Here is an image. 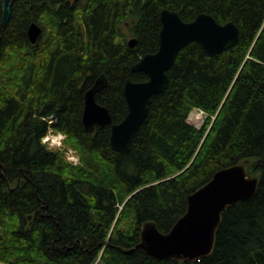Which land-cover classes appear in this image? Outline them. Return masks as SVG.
<instances>
[{
  "label": "trees",
  "instance_id": "16d2710c",
  "mask_svg": "<svg viewBox=\"0 0 264 264\" xmlns=\"http://www.w3.org/2000/svg\"><path fill=\"white\" fill-rule=\"evenodd\" d=\"M2 4L0 264H264V0H191L179 10L172 0H15L7 25ZM166 8L186 22L201 13L234 22L240 40L218 55L185 46L130 151L117 152L111 125L85 129V93L106 75L96 100L113 123L124 120V85L148 79L131 69L158 51ZM32 23L43 30L36 44ZM196 108L208 115L200 127L189 121ZM50 130L65 136L80 165L43 143ZM245 161L257 191L222 213L209 256L124 253L141 242L146 222L168 233L190 195Z\"/></svg>",
  "mask_w": 264,
  "mask_h": 264
},
{
  "label": "water",
  "instance_id": "95a60500",
  "mask_svg": "<svg viewBox=\"0 0 264 264\" xmlns=\"http://www.w3.org/2000/svg\"><path fill=\"white\" fill-rule=\"evenodd\" d=\"M14 1L3 0V25H7L10 20ZM172 1L179 10L191 0ZM178 10L166 8L161 11L158 51L145 55L132 66V72L145 73L148 79L143 82L131 79L126 81L124 96L128 113L122 122L113 123L109 110L96 100V95L108 85L106 75L99 76L85 93L82 116L85 129L94 133L97 126L111 125L110 143L117 152L130 151L135 134L149 114L153 97L166 90L168 71L185 46L196 42L209 55H218L240 40V30L234 22L221 24L207 13H201L193 21L186 22ZM42 32L41 26L32 23L28 29L30 42L36 44ZM136 44V38L128 41L130 48H134ZM1 46L0 37V54ZM247 164L245 161L218 170L209 182L188 197L187 212L168 233L160 232L154 222H146L141 229V242L130 250H124V253L130 254L141 249L159 261L192 262L209 256L215 246L222 213L229 206L250 199L257 191L259 178L248 173ZM4 170V165L0 163L1 177H4Z\"/></svg>",
  "mask_w": 264,
  "mask_h": 264
},
{
  "label": "rangeland",
  "instance_id": "374dc122",
  "mask_svg": "<svg viewBox=\"0 0 264 264\" xmlns=\"http://www.w3.org/2000/svg\"><path fill=\"white\" fill-rule=\"evenodd\" d=\"M124 33H125L126 37L129 39L130 38L129 31L128 30H124ZM207 117H208V115H206V113H203L202 110L196 108V109H193L192 112L190 113L189 121L191 123L195 124V126L200 127V126L203 125V123L205 122V120L207 119ZM212 118L214 119V117H212ZM48 134H52L54 136H58L61 133H55L52 130H50V132ZM54 138H56V137H54ZM64 140H65V136H64V139L62 141L63 143H64ZM59 141L60 140H57L56 139V143L57 144H58ZM57 144H54V145L56 146ZM53 149H57L60 152L64 153L65 160L67 162L71 163L72 165H80L81 164L80 158H79L78 154L76 153V151H74L73 149H70V148H68V149L65 148L64 147V144H63V148L62 149H58L57 147H55ZM69 156L75 157L76 163L70 162L69 159H68Z\"/></svg>",
  "mask_w": 264,
  "mask_h": 264
},
{
  "label": "built area",
  "instance_id": "2783aa9c",
  "mask_svg": "<svg viewBox=\"0 0 264 264\" xmlns=\"http://www.w3.org/2000/svg\"><path fill=\"white\" fill-rule=\"evenodd\" d=\"M203 112V111H202ZM204 113V112H203ZM56 137V138H54ZM56 139L57 140H60L58 142V144L56 143ZM63 139H64V136L62 134L58 135V136H54L52 134H48L44 139H43V143L44 144H47L49 146V148H55L57 147L58 149H62L63 148ZM51 141V142H50ZM50 142V143H49ZM54 144H57L56 146ZM69 161L72 162V163H76V159L75 157H71L69 156L68 157Z\"/></svg>",
  "mask_w": 264,
  "mask_h": 264
},
{
  "label": "flooded vegetation",
  "instance_id": "af4514ba",
  "mask_svg": "<svg viewBox=\"0 0 264 264\" xmlns=\"http://www.w3.org/2000/svg\"><path fill=\"white\" fill-rule=\"evenodd\" d=\"M126 30V29H125ZM130 39V38H129Z\"/></svg>",
  "mask_w": 264,
  "mask_h": 264
}]
</instances>
